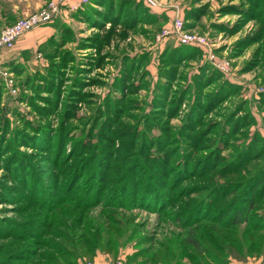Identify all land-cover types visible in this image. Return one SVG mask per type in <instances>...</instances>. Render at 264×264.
<instances>
[{"label": "rangeland", "instance_id": "1", "mask_svg": "<svg viewBox=\"0 0 264 264\" xmlns=\"http://www.w3.org/2000/svg\"><path fill=\"white\" fill-rule=\"evenodd\" d=\"M109 1L1 53L0 264H149L191 229L264 264V0ZM48 2L0 0V31ZM178 19L207 45L165 34ZM74 216L103 226L77 256L49 234Z\"/></svg>", "mask_w": 264, "mask_h": 264}, {"label": "trees", "instance_id": "2", "mask_svg": "<svg viewBox=\"0 0 264 264\" xmlns=\"http://www.w3.org/2000/svg\"><path fill=\"white\" fill-rule=\"evenodd\" d=\"M70 1L68 0L67 4L63 7V9H67L70 8V12L74 13V12H85V7L89 4L86 5H80L76 10H72L71 6H70ZM76 1V0H75ZM107 0H95V6L96 4L102 5L103 3L106 5H103L107 8V10L110 12L111 7L113 6L111 4V1ZM73 2V1H72ZM110 3V5H109ZM145 3H147V1L145 0ZM149 4V3H148ZM150 5V4H149ZM66 6H68L66 8ZM152 6V5H150ZM91 10H97L96 13L98 15L101 16L102 19H104L105 22H107V20H109L110 16L112 14L114 15H118V13L120 12L119 8L118 11L116 9L115 13H111V15H109V12H104L102 10H98L96 9V7H90ZM109 17H108V15ZM112 20V19H111ZM97 21V20H96ZM31 32V31H30ZM29 33V32H28ZM27 34V33H26ZM191 45V44H190ZM182 47H187L188 45H181ZM176 50H174L175 52ZM195 51V49L193 50V52ZM75 216L70 218L69 221L64 220L66 222H62L63 226L61 223L58 224V228H60L61 231H53L49 234H52V236L55 238H60L57 239L58 241H55L54 239V246L55 248H61V253H65L66 255H76L77 256V250L75 249L76 247H74V249H69V247H67L70 243V241L74 242L75 238L78 234H85V235H90L91 231H95L98 232L97 235L94 238L98 237V234H100L102 231V227L99 228L98 226L96 227L95 224L91 223V228H88L87 230H85V228L79 227L78 225L74 223H72V221H74ZM77 219V218H76ZM247 221V219H243L238 218L235 220L234 225L233 226H237L239 224H243ZM57 228L56 225H53ZM54 227V228H55ZM85 230V231H84ZM254 230H257V228H254ZM262 230V229H260ZM81 232V233H79ZM184 236V237H182ZM177 238V235L175 236V239ZM180 238V239H179ZM223 238V236H222ZM177 241H179V245H178V249L177 251H179L178 253L176 252V249H174V243H172V241L174 242V240H170L167 239L165 241V243L163 244L162 249H159L158 251H156L154 257L150 258V263L151 264H163L162 261H164V263L167 264H206V263H202L200 260H198V256H205L207 258V264H229V259H231V257L229 258L228 255H224V254H219V252H223L226 250V245H228V240H224V239H220L217 237H214L211 235V238H209V242H214L215 241V247L213 248L214 250H211L210 247L207 245L206 242H204L202 239V234H200L198 232V229H191L189 230L186 234L184 235H180V237H178V239H176ZM60 241V243H59ZM81 238H78V242L77 244L79 246H83V247H91L93 246L89 244V242L87 240L80 242ZM224 243H223V242ZM264 241V238H263ZM66 242V243H65ZM60 246H59V245ZM180 244H183L182 246H185V248H187L188 250H186L185 254L183 253V250L181 249L182 246ZM245 244V242L242 239H233L231 246H235L237 248L238 251L243 249V245ZM165 245V247H164ZM257 244L256 243H251L248 245L249 248H254ZM72 246V245H71ZM161 250L160 253H158ZM182 250V251H181ZM216 251V252H215ZM75 253V254H74ZM97 251L96 248H93L92 252L89 253L90 256L94 257L96 255ZM158 256V257H157ZM181 256V257H179ZM158 262V263H157ZM92 264V262H90ZM149 263V264H150Z\"/></svg>", "mask_w": 264, "mask_h": 264}, {"label": "built area", "instance_id": "3", "mask_svg": "<svg viewBox=\"0 0 264 264\" xmlns=\"http://www.w3.org/2000/svg\"><path fill=\"white\" fill-rule=\"evenodd\" d=\"M152 6H157V0H146ZM68 0H49L47 5L42 9L28 15L25 18L19 19L17 22L9 25L0 31V56L3 50L12 49L15 47L17 41L26 33L38 27L48 24L57 14L61 12L63 7L67 4ZM90 0H77L71 5L72 10H76L80 5H86ZM184 28V23L178 19L172 29H167L165 34H177L178 39L183 44H191L204 47L207 45L206 37L187 32ZM212 59V58H211ZM222 69L228 68L226 65L221 64ZM3 74L9 73L4 72ZM10 83L13 82L12 77L9 76ZM90 264V262L88 263Z\"/></svg>", "mask_w": 264, "mask_h": 264}, {"label": "crops", "instance_id": "4", "mask_svg": "<svg viewBox=\"0 0 264 264\" xmlns=\"http://www.w3.org/2000/svg\"><path fill=\"white\" fill-rule=\"evenodd\" d=\"M72 1L74 2L75 0H71L70 1V3H72ZM47 2V1H46ZM93 3V2H92ZM45 5V4H44ZM66 7H68V6H66ZM74 13H78V12H74ZM73 14V13H72ZM33 32V31H32ZM29 33H31V32H29ZM29 33H27L28 35H29ZM27 34H25V35H27ZM28 35L26 36V37H28ZM19 41V40H18ZM103 260H104V258H103V256H99L98 258H97V264H99V263H102L103 262ZM255 264H260V263H258V261L257 262H255Z\"/></svg>", "mask_w": 264, "mask_h": 264}]
</instances>
